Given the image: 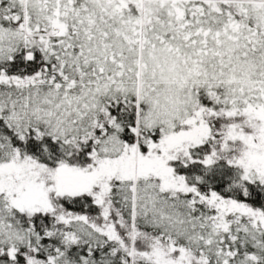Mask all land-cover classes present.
I'll return each instance as SVG.
<instances>
[{
	"label": "snow or ice",
	"instance_id": "obj_1",
	"mask_svg": "<svg viewBox=\"0 0 264 264\" xmlns=\"http://www.w3.org/2000/svg\"><path fill=\"white\" fill-rule=\"evenodd\" d=\"M0 264H264V0H0Z\"/></svg>",
	"mask_w": 264,
	"mask_h": 264
}]
</instances>
